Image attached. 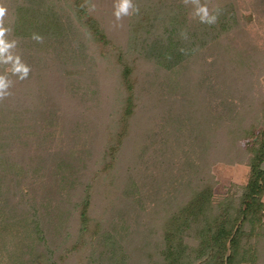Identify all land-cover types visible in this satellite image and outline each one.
Here are the masks:
<instances>
[{"label": "trees", "instance_id": "obj_1", "mask_svg": "<svg viewBox=\"0 0 264 264\" xmlns=\"http://www.w3.org/2000/svg\"><path fill=\"white\" fill-rule=\"evenodd\" d=\"M62 1L3 0L14 33L54 39L69 22L90 38L95 62L97 55L102 57L98 75L107 88L108 115L100 122L98 139L103 142L94 149V175L86 178L84 195L75 203L79 236L56 256L62 245H49L42 221L36 219L47 263L63 264L75 250L86 249L80 264H104L98 256L103 224L91 222L90 214L96 178L113 171L112 178H119L115 186L125 191L143 175L140 165L151 163L159 170L158 188L167 187L168 194H159L153 224L141 218L131 231L130 239H139L150 226L157 258L152 253L147 258L154 264L264 263V47L244 27L236 2L207 0L220 14L215 24L206 25L191 18V6L182 0H134L140 15L126 17L129 26L122 30L109 1L68 0L71 8L61 6ZM182 29L187 40L180 38ZM148 77L154 79L152 87L143 90L140 84ZM182 154L187 156L175 173L171 168ZM217 161L250 166L238 202L231 194L215 199L211 166ZM88 232L90 238L83 239ZM104 237L111 238L109 233ZM141 242H135L134 250L117 243L110 250L115 254L120 249L125 264L141 255ZM227 242L231 252L226 259Z\"/></svg>", "mask_w": 264, "mask_h": 264}, {"label": "rangeland", "instance_id": "obj_2", "mask_svg": "<svg viewBox=\"0 0 264 264\" xmlns=\"http://www.w3.org/2000/svg\"><path fill=\"white\" fill-rule=\"evenodd\" d=\"M106 1L113 3V0H102ZM234 1L247 20L242 18L244 27L255 42L264 47V3ZM61 6L71 8L68 0L62 1ZM123 20L122 30L129 26L128 21ZM63 31L58 38L43 37V43L29 35L14 33V29L9 37L18 40L16 51L31 71L22 81L12 76L15 86L10 90L13 94L0 102V264H48L36 219L42 221L48 244L62 245L56 256L79 236V209L75 203L84 195L86 178L94 175L91 164L98 159L94 149L103 142L101 137L98 139L100 122L108 115L104 99L107 91H103L107 88L98 75L102 57L96 56L97 64L93 55L91 57L94 47L90 45V38L83 31L74 30L69 22L65 23ZM153 81L148 77L140 87L150 89ZM152 127L156 131L154 123ZM186 156L182 154L180 163L178 160L171 168L175 173ZM140 166L143 175L138 178L139 174L134 175L135 182L130 183L128 190L115 186L119 178H112L113 171L100 172L93 186L91 222L101 220L103 224L98 256L104 264H122L124 253L116 248L113 254L110 248L127 244L134 250L137 241H142L141 255L128 258L125 264H142L143 261L154 264L157 258V254L152 253L157 240L150 235V226L139 239H130L139 219L143 218L146 225L152 222L154 212L160 208L159 194H168L167 187L158 188L156 173L159 170L155 164ZM185 169L183 174L189 170ZM211 171L216 180L215 199L231 194L238 202L249 180L250 166L244 162L217 161ZM112 180L115 184H109ZM168 190L171 192L173 188L170 186ZM175 193L173 190L171 194ZM92 230L91 225L90 232ZM90 232L83 239H89ZM108 233L111 238L106 241L104 236ZM149 253L155 256L153 260L147 258ZM86 255V249L75 250L63 264H80ZM112 256L116 258L114 261Z\"/></svg>", "mask_w": 264, "mask_h": 264}, {"label": "clouds", "instance_id": "obj_3", "mask_svg": "<svg viewBox=\"0 0 264 264\" xmlns=\"http://www.w3.org/2000/svg\"><path fill=\"white\" fill-rule=\"evenodd\" d=\"M185 6H191V18L198 19L200 23L213 25L217 22L220 10L218 8H210L207 0H182ZM139 6L134 3V0H113V16L116 21H122L124 17H130L139 14ZM116 27H122V24H117ZM13 32L12 21L9 18L8 7L0 0V102L12 96L11 88L14 81L11 79L15 76L18 80L28 78L31 68L26 64L21 55L16 51L18 40L9 38ZM180 38L187 40L188 34L186 30H181ZM31 38L38 43H43V37L37 33H33ZM184 52L183 48L179 49Z\"/></svg>", "mask_w": 264, "mask_h": 264}, {"label": "water", "instance_id": "obj_4", "mask_svg": "<svg viewBox=\"0 0 264 264\" xmlns=\"http://www.w3.org/2000/svg\"><path fill=\"white\" fill-rule=\"evenodd\" d=\"M262 166L264 167V162H263ZM228 243H229V244H228V252H227V254H226V259H227L228 255H229L230 252H231V243H230V242H228Z\"/></svg>", "mask_w": 264, "mask_h": 264}]
</instances>
